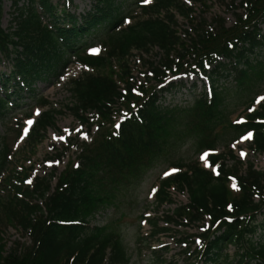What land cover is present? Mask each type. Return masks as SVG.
Instances as JSON below:
<instances>
[{
    "label": "trees",
    "instance_id": "trees-1",
    "mask_svg": "<svg viewBox=\"0 0 264 264\" xmlns=\"http://www.w3.org/2000/svg\"><path fill=\"white\" fill-rule=\"evenodd\" d=\"M120 1L95 0L90 10L79 16L65 9L58 15L50 0H29L28 8H19L14 2L13 31L7 33L1 28L0 0V59L11 65L8 74L0 75L4 89L0 120L18 108L21 93L32 95L36 83L45 82L63 68L67 53L80 49L82 41L103 32L109 47L106 57L77 54L79 63L96 74L68 84L73 114L84 125L89 124L82 115L89 112H94L99 121L93 140L79 145L76 160L70 161L56 178L54 188L50 180L54 172L50 179H38L32 186L24 185L26 171L14 169L4 177L2 185L10 196L0 204V220L26 235L30 244L16 245L7 254L0 246V264H128L122 232L115 223L121 219L124 206L133 203V194L147 173L159 167L174 149L189 144L197 156L218 145L227 148L251 131V150L264 154V103L259 111L246 116V123L235 125L229 120L231 104L240 101L245 107L250 106L258 92L254 89L264 87V56L259 54L264 48V35L259 29L264 23V0H242L243 16H235L236 23L230 29L224 27L220 18L213 20L212 33L194 23L196 35L190 38L189 45L172 28L173 11L192 20L191 10L185 9L181 0H155L152 6L141 8V19L114 33V25L121 22ZM35 9L51 18V29L41 23ZM155 47L164 56L159 69L150 64L157 81L168 71L184 72L191 65L194 72L206 73V65L222 57L225 62H216L209 74L212 97L207 100L201 95L186 108H168L157 104L159 99L151 88H140L141 96L132 94L128 80L117 74L111 62H117L119 72H126V58L132 51L148 53ZM190 56L194 58L189 63L185 59ZM114 76L126 84V95L120 94ZM229 78L231 84L216 85ZM178 86L181 85H171L169 89ZM120 98L129 115L113 133L107 126L111 124V107ZM9 99L16 102L9 104ZM53 121L51 111L37 120L29 135L30 147L43 138ZM9 153L7 145L0 147V178L7 168ZM226 157L233 162L230 167L223 163ZM209 159L217 166L218 177L194 161L184 164L165 160L178 173L160 181L156 208L171 203V187L186 191L188 204L174 210L166 221L185 218L189 223H201L208 219L206 234L218 235L212 240L201 235L207 240L203 264H264V243L259 245L249 238L256 230V215L264 206V173L253 170L251 164L241 170L242 164L230 150L225 157L212 155ZM229 177L236 179V193L228 188ZM108 209L115 215L103 227L89 226L98 213ZM152 225L156 228V222ZM164 231L155 229L152 237ZM228 245L235 246L238 254L243 251L232 262L223 254Z\"/></svg>",
    "mask_w": 264,
    "mask_h": 264
},
{
    "label": "rangeland",
    "instance_id": "rangeland-1",
    "mask_svg": "<svg viewBox=\"0 0 264 264\" xmlns=\"http://www.w3.org/2000/svg\"><path fill=\"white\" fill-rule=\"evenodd\" d=\"M3 6V15L1 19L2 29L12 32V18L14 16V2H17V7L28 8L29 0H1ZM58 8L62 7L65 0H51ZM152 0H149L150 4ZM185 1V2H184ZM210 0L204 3H200L196 0H183L185 9L192 11V18L198 25L209 26L213 19L221 18L225 22L226 27H232L235 23L234 15L241 14L239 10V2L241 0ZM123 13H127L129 16L128 23L124 26L134 22L135 19H139V11L137 9L138 3L142 0H122ZM143 3V2H142ZM136 4V5H135ZM145 4V3H144ZM92 5V0H71V5L67 8L71 12H75L76 15H81L87 12ZM135 18V19H133ZM137 19V20H138ZM44 22V20H43ZM176 29L180 32V38L183 40L186 37L184 31L190 32V22L187 23L180 15L175 13ZM261 34L264 35V27H261ZM190 36L193 37V34ZM195 35V34H194ZM100 35L93 39H88L89 45H94L92 49L97 51H89L90 54L96 55L101 52L98 47L100 42ZM103 47V46H102ZM104 47L101 52L103 55ZM260 54V57L264 56V49ZM67 67L60 72L63 76L55 79L49 78L45 82H39L35 85V98L24 99L20 111L9 114L6 118L0 121V147L7 144L10 147V166L7 167L5 176L13 172L14 169L21 171H30V182L27 184H33L36 179L47 178L54 170L56 176L64 169L65 165L70 160H75L77 156L78 145L81 142H90L96 132V127L91 130L81 126V124L74 118L73 113L70 111L72 98L67 90V81L87 73L88 71L75 64L70 63L72 54H67ZM160 53L158 50L150 51L149 54L138 52L133 53L132 60H130V76L137 85L149 84L150 75L148 64L155 66L159 60ZM9 65L0 60V74L8 72ZM90 73H92L90 71ZM129 77V76H127ZM229 82V81H228ZM226 82V83H228ZM223 81L218 82L217 85L221 86ZM228 85V84H225ZM121 90H125L123 84H119ZM261 92L264 91V87L260 88ZM258 92V93H259ZM123 93V92H122ZM0 96H3L0 90ZM264 97V95H263ZM37 101H43L46 106L37 105ZM191 101V94L186 89H181L174 94H166L164 96L163 103L167 105H181L185 106ZM235 101L229 108L232 113L230 120H242L244 116V107H241V103ZM38 109V113L54 112V122L51 128H48L42 142L37 145L36 148L27 146L26 138L27 132L32 127L34 120L39 116L36 113L31 120L24 121L28 114L31 115L32 110ZM21 112V113H20ZM20 113V114H18ZM113 120L116 122L118 117L123 114V109L120 105H115L112 108ZM91 114L87 117L91 118ZM28 121H32L31 124ZM87 136V139L84 136ZM62 137V139H61ZM250 137L247 136L235 145L231 147L236 158L245 163L250 162L253 164L254 169L264 172V156L255 155L249 149ZM217 152H223L224 149L219 146ZM66 150L63 158H58V155ZM223 150V151H222ZM193 147L189 144L179 146L174 149V152L170 154V157L164 158L161 165L157 168L150 170L145 176L144 180L133 194V203L125 205L123 213L119 222L115 225L118 226L122 232L124 245L126 248L127 256L129 258L128 264H196L198 262V249L202 246L203 242L199 237L202 231V225L206 226L205 222L196 224H187L184 220L175 218V222L172 224L166 223V218L172 216V212L181 206L188 203V197L186 193H180L175 188L170 189L169 194L171 196L172 203L169 205H163L160 208H156L155 205V191H157L159 181L168 175L174 174L175 170L168 169L170 166L165 163V160H172L175 162H183L189 164L192 161L201 163L205 166L204 159L202 157H196L193 155ZM201 165V166H202ZM231 165V164H230ZM167 170V171H166ZM8 173V174H7ZM165 173H168L165 175ZM54 183V182H53ZM52 183V187L53 184ZM234 189L232 184L229 185ZM8 190L0 185V204L5 200ZM10 196V195H8ZM115 212L108 210L95 218L91 223L92 225H103L108 222ZM1 216V211H0ZM118 218V216H117ZM264 220V213L262 217H259L256 221L259 224ZM152 222H156V228L153 227ZM155 229H164L163 233H160L157 237H152V233ZM262 233L257 231V235L254 238V242L264 241V231ZM199 241V243H197ZM30 244L29 238L22 234L15 228L8 226L0 220V246L3 247L5 254L12 250L16 245ZM228 255L233 256L234 250L229 248L227 250ZM162 262V263H159Z\"/></svg>",
    "mask_w": 264,
    "mask_h": 264
},
{
    "label": "snow or ice",
    "instance_id": "snow-or-ice-1",
    "mask_svg": "<svg viewBox=\"0 0 264 264\" xmlns=\"http://www.w3.org/2000/svg\"><path fill=\"white\" fill-rule=\"evenodd\" d=\"M143 3H145V4H147V3H149V0H143ZM129 21H125V23H128ZM90 51H92V52H95V51H97L96 49H91ZM261 101H264V97H258L257 98V102L259 103V102H261ZM37 114H39L38 113V110H37ZM28 123L29 124H31L32 123V121H28ZM252 134L251 133H248V136L250 137ZM84 138L85 139H87V136L85 135L84 136ZM61 139H62V137H61ZM168 173H165V175H167ZM30 182V181H29ZM197 243H199V241H197Z\"/></svg>",
    "mask_w": 264,
    "mask_h": 264
}]
</instances>
